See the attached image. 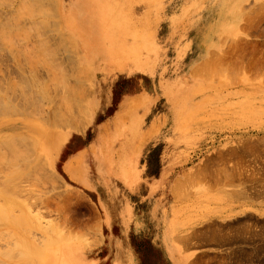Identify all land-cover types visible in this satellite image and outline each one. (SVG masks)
Here are the masks:
<instances>
[{"label": "rangeland", "instance_id": "374dc122", "mask_svg": "<svg viewBox=\"0 0 264 264\" xmlns=\"http://www.w3.org/2000/svg\"><path fill=\"white\" fill-rule=\"evenodd\" d=\"M182 2L141 0L131 23L113 0H73L64 25L63 0H0V139L27 145L15 159L0 146V264H111L110 246L117 262L119 209L109 201L107 221L96 170L137 177L156 139H168L152 158L158 188L130 245L185 243L192 264H264V0ZM88 55L143 64L161 104L133 100L110 120L120 97L106 105L109 81L126 80Z\"/></svg>", "mask_w": 264, "mask_h": 264}, {"label": "crops", "instance_id": "0c3cea01", "mask_svg": "<svg viewBox=\"0 0 264 264\" xmlns=\"http://www.w3.org/2000/svg\"><path fill=\"white\" fill-rule=\"evenodd\" d=\"M64 5L61 6V15H62V23L67 22L66 19L70 18L76 13V10H71V3L73 0H63ZM138 2L141 0H113V3L122 7V11L130 14L133 18H131V23H136L142 17L143 14V6L139 5ZM65 25V23H64ZM91 55L87 56L86 61L93 66L98 68V72L105 74L109 79L112 78H122L126 81H118L116 84L112 83L110 80V88L109 95H111V101L106 105H113V101L115 98H119L120 100L117 103L118 111L115 113L114 117L110 120H115L118 116L122 115L123 112L128 110V105H133V100H136V105H160L161 101L159 99L158 93L160 89L158 88V82L156 80V75L150 74L147 70H144V66L141 63H138L132 59H124L117 60L116 57L108 55L103 61L96 62L91 59ZM119 61V62H118ZM106 62L110 63L111 67L106 66ZM129 85H133V89L129 90ZM137 85V87H134ZM94 105H102L101 101L97 102ZM152 106L149 108L151 109ZM168 142V139H156L154 144H151L150 147L146 151V157L144 161H139L137 165L131 167V170L138 174L137 185H139L141 194L139 197L144 198L141 202L139 197L136 198L134 203H124L120 206V213L117 217L120 225V233H122V237L127 238L137 237L138 232L142 231L145 227L143 224V214L140 209L143 204L148 203L150 201L153 202L155 197L154 191L155 187L158 188V178H156L157 165L154 164L153 159L158 158V150L163 145ZM167 144V143H166ZM82 152V151H81ZM166 152V148L163 154ZM161 155V159L164 155ZM134 156V155H133ZM148 158L152 161H148ZM72 159V160H71ZM68 162H75L79 159V154L73 156ZM68 166L66 168H68ZM157 195V194H156ZM113 215H109V219L107 221H111ZM124 231V232H123ZM111 233V230H110ZM158 238V237H156ZM161 245V246H160ZM160 245L148 246L144 248H139L137 245L131 244L130 250L133 254H135L138 258V264H192L190 260V247L182 246L183 251H178V249L167 243H161ZM110 254L111 264H116L113 260L112 255L114 254L113 248L111 246L108 249ZM160 252V253H159ZM100 264V263H96Z\"/></svg>", "mask_w": 264, "mask_h": 264}, {"label": "bare ground", "instance_id": "6f19581e", "mask_svg": "<svg viewBox=\"0 0 264 264\" xmlns=\"http://www.w3.org/2000/svg\"><path fill=\"white\" fill-rule=\"evenodd\" d=\"M182 1H184V0H175V3H176V5H179V4H182L183 2ZM198 38H199V36H198V34H196L195 35V37H194V39L196 40H198ZM209 61V60H208ZM210 62V61H209ZM206 64V63H205ZM203 65V64H202ZM202 65L199 67L200 68V71H202L203 72V68H201L202 67ZM211 65V64H210ZM204 68H205V70H204V72H203V75H206L207 76V74H206V72L205 71H207L208 69L206 68L207 66L205 65V66H203ZM211 67V66H210ZM209 68V67H208ZM198 69V68H197ZM212 69V68H211ZM210 70V69H209ZM219 74V73H218ZM218 74H215V75H218ZM220 75V74H219ZM199 76V75H198ZM208 78V77H207ZM0 94H1V92H0ZM56 120V119H55ZM4 122H8V121H4ZM10 122H11V120H10ZM11 123H13V122H11ZM22 124V123H21ZM59 123H58V119H57V125H58ZM5 125V124H4ZM13 125H15V124H13ZM17 125V124H16ZM50 125V124H49ZM18 128V127H17ZM38 129V128H37ZM36 129V130H37ZM16 130V129H15ZM76 131H82V127L81 128H76L75 129ZM84 130V129H83ZM32 132V130H30V133ZM41 134L42 132L40 131V132H38V134ZM18 136V135H17ZM24 136V135H23ZM14 137V138H13ZM15 135L14 136H7V137H4L5 139H0V146H4V147H6L5 149H8V151H9V153H10V151H11V153H10V155H11V157L14 155V154H12V152L13 153H15L16 155L19 153L18 151H20V148L22 149L23 148V150L22 151H24V148L27 146H24V147H20V148H18V151H16V146L18 147V143H17V145H16V142L15 141H13V140H15ZM17 138H19V140H21V141H23L24 142V144L23 143H20V145L22 146V145H25L27 142H26V137H22V136H18ZM48 140V139H47ZM5 141V143H3ZM28 141V140H27ZM31 141V143H32V140H30ZM29 141V142H30ZM34 141V140H33ZM68 141V137L67 136H63V139H61V143H64V142H67ZM29 142L27 143L28 145H29ZM59 142V141H58ZM30 143V144H31ZM37 143V142H36ZM33 144V143H32ZM29 145L30 147H38V146H35L36 144H33V145ZM59 144V143H58ZM28 146V147H29ZM26 149V148H25ZM30 149V148H29ZM35 150V149H34ZM16 151V152H15ZM22 151H20V152H22ZM34 152H36V151H34ZM23 153V152H22ZM57 153V152H56ZM20 154V153H19ZM52 154V153H51ZM20 156V155H19ZM18 156V157H19ZM17 157V156H16ZM37 157H39V156H37ZM13 158H14V156H13ZM34 158H35V155H34ZM15 159V158H14ZM17 159V158H16ZM42 159V158H41ZM40 159V160H41ZM43 159H44V156H43ZM31 160V159H30ZM34 160V159H33ZM36 160V159H35ZM50 160V159H49ZM46 161V160H45ZM139 161H140V158H139ZM15 162H16V160H15ZM18 162V161H17ZM31 162V161H30ZM45 163V162H44ZM12 164H13V162H12ZM47 164V163H46ZM45 164V165H46ZM9 165V164H8ZM51 165V164H50ZM10 166H13V165H10ZM34 167V166H33ZM48 168V167H47ZM54 168V167H53ZM34 169H37V168H35L34 167ZM97 171V173L101 176V178H102V180H103V183L106 185V192H105V194H104V198H103V208L105 209V210H107V216H109V215H112V213L114 212V210H113V212H112V209L111 208H109L108 207V203H109V201H112V202H115V208L117 209H119L120 208V206L122 205V204H124V203H126V202H128V203H133L134 202V196L135 195H138V194H140V188H139V185H137V181H138V178L137 177H133V176H128L127 174H125V171L123 172V168H122V171H121V169H120V167L118 168V167H114V168H111L110 170H108V171H103V170H96ZM116 182H120L122 185H123V188L124 189H127V187H129V186H133L134 187V191L133 192H129L128 190L127 191H122V190H119V189H117L116 188ZM131 186V187H132ZM116 193H118V194H120L121 196H120V198H119V202H117L116 203V200L114 199V194H116ZM119 213H120V209H119ZM119 213H118V215H119ZM8 216V215H7ZM0 220H2V219H0ZM3 220H5V219H3ZM9 220V219H8ZM7 221V220H6ZM7 223H9V221L7 222ZM1 224V223H0ZM2 226V225H1ZM124 232V231H123ZM122 235V234H121ZM172 238V237H171ZM188 238H190V237H188ZM189 241H190V239H189ZM188 241V242H189ZM166 243V242H165ZM190 243H191V241H190ZM117 244H118V249H117V256H116V263L117 264H138V258H137V256L135 255V254H133L132 252H131V250H130V243L128 242V240H127V238H124V237H122L121 236V239H119V240H117ZM160 253V252H159Z\"/></svg>", "mask_w": 264, "mask_h": 264}]
</instances>
